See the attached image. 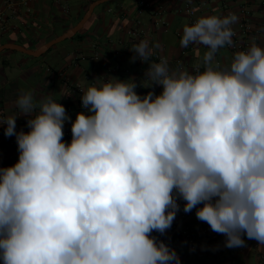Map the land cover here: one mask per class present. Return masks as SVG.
I'll use <instances>...</instances> for the list:
<instances>
[{"label":"clouds","instance_id":"clouds-1","mask_svg":"<svg viewBox=\"0 0 264 264\" xmlns=\"http://www.w3.org/2000/svg\"><path fill=\"white\" fill-rule=\"evenodd\" d=\"M237 21L229 13L183 26L182 47L208 49L203 71L149 63L159 44L133 45L132 59L149 63L140 86L162 92L141 96L134 78L86 80L87 112L71 121L70 143L59 100L21 90L29 131H16L18 115L0 118L19 152L0 167L3 264H180L151 235L171 227L178 199L225 247L244 246V235L264 245V47L253 38L227 65L215 60Z\"/></svg>","mask_w":264,"mask_h":264},{"label":"crops","instance_id":"crops-1","mask_svg":"<svg viewBox=\"0 0 264 264\" xmlns=\"http://www.w3.org/2000/svg\"><path fill=\"white\" fill-rule=\"evenodd\" d=\"M88 1L9 0L16 12L3 10L0 46L17 44L27 50L39 48L47 43L41 42L56 31H61L67 25H70L67 29L71 28L72 21L86 11L90 4L86 5ZM151 1L153 5L149 10H139L137 0H119L96 8L81 30L80 38L60 43L38 58L11 50L0 53V118L18 115L16 131L28 132L27 120L30 117L19 115L20 110L15 103L21 90L32 91L37 102L51 95L59 100L71 118L64 124L71 133V121L75 120L76 114L87 112L81 107V92L76 86L86 87L87 81L92 82L101 77H117L121 80L134 78L137 83L135 90L139 95L144 96L149 91L160 94L161 86H140L149 63L159 61L149 60L148 63L132 59L136 53L130 49L139 42H130L127 31L131 29L140 31L141 40H148L150 47L159 44V48H153L152 54L166 58L171 69L180 67L193 71L200 65V71H203L202 57L207 47L202 44L182 47L180 44L183 26L191 25L190 18L184 12L187 7L195 10V20L202 16L235 13L238 21L246 18L251 27L259 31L264 21V0ZM159 21L165 25H159ZM255 42L264 47V32H259ZM78 55H83L85 59L77 60ZM232 57V53L224 46L216 53L215 60L227 65ZM5 127L0 125V164L18 151L16 137L5 136ZM183 207L179 205L175 221L186 215ZM189 225L196 232V224L191 221ZM224 238V235L209 230L196 237L197 251L194 253L189 251L185 241H177L175 252L180 264H264V245H259L257 240L246 236L244 246L227 248L221 243ZM205 249H209L211 255H204ZM0 264H3L2 259Z\"/></svg>","mask_w":264,"mask_h":264},{"label":"built area","instance_id":"built-area-1","mask_svg":"<svg viewBox=\"0 0 264 264\" xmlns=\"http://www.w3.org/2000/svg\"><path fill=\"white\" fill-rule=\"evenodd\" d=\"M153 5V1L151 0H137V6L139 10H149L151 9ZM4 8L6 10L11 11L12 13L16 12L13 7L11 6V3L9 0H0V19H2L3 10ZM185 14L190 18V24L194 23L196 20L194 18L195 10L193 8L187 7L184 10ZM229 14V13H228ZM227 14V15H228ZM246 14V12H245ZM159 25L164 26L165 23L162 21H159ZM233 31L235 35L232 37V45L225 47L234 55V53L238 51H244L247 50L250 43L253 41V38L256 40L259 32H264V21H262L260 26V31L253 29L251 25L249 24L248 20L241 19L239 20L236 25H232ZM127 36L130 39V42H140L141 41V32L138 30H129L127 31ZM192 44H190L187 47H190ZM76 59H85L83 55H78ZM150 60H160V56L157 54H152L150 57ZM77 90L80 91V87L76 86ZM64 136L63 140L65 143H70L72 139V134L70 131L65 127L63 128ZM11 144V143H9ZM2 149L0 148V152ZM19 158V152H15L12 156H10L4 163L0 164V167H10L13 166L15 163L18 162ZM177 203L179 205H184L185 201L182 199H178ZM197 207H202V205H198ZM196 208H194L191 212L186 213L184 217H182L179 221H173L171 227L165 231V233L158 235V233H155L154 231L151 233L152 236L156 237L157 240L163 241L167 246L175 250V244L179 240H183L186 242L187 247L189 251L196 252L197 251V242L196 237L201 236L204 233H207L209 230L212 232L210 226L206 222H202L196 218ZM193 221L194 224H196L197 230L196 232H193L190 229L189 222ZM225 239H222L221 243L225 242ZM242 239H246V235L242 236ZM203 254L208 256L211 255V251L209 249H205L203 251Z\"/></svg>","mask_w":264,"mask_h":264},{"label":"water","instance_id":"water-1","mask_svg":"<svg viewBox=\"0 0 264 264\" xmlns=\"http://www.w3.org/2000/svg\"><path fill=\"white\" fill-rule=\"evenodd\" d=\"M113 0H94L92 1L88 6L82 17L69 29H67L64 33L57 36L56 38L50 40L49 42L41 45L39 48L35 50H27L23 48L22 46H19L17 44H3L0 46V53H2L5 50H11L20 52L22 54L38 58L45 54L47 51H49L52 47L66 41L72 39L77 33H79L81 30L84 29L87 22L92 17L94 11L96 8H98L101 5L107 4Z\"/></svg>","mask_w":264,"mask_h":264},{"label":"trees","instance_id":"trees-1","mask_svg":"<svg viewBox=\"0 0 264 264\" xmlns=\"http://www.w3.org/2000/svg\"><path fill=\"white\" fill-rule=\"evenodd\" d=\"M92 1H94V0H89V1L87 2L86 5H88V4L91 3ZM117 1H119V0H113V1H111V2H109V3H107V4H104V5L99 6L98 8H103V7H105V6H108L110 3H115V2H117ZM83 13H84V12H82L81 15L77 16V17L72 21L73 25H74V24H75V23H76V22L82 17ZM69 26H70V25L65 26V28L62 29L61 31H56L51 37L45 39V40L42 41L41 43L49 42L50 40H52V39H54L55 37L59 36L60 33L66 31V29H67ZM81 32H82V31H80L79 33H77V34H76L72 39H70V40H76V39L80 38V37L82 36V35H81ZM67 41H68V40H66V41H64V42H67ZM62 43H63V42H62ZM52 48H53V47H52ZM52 48H51V49H52ZM77 60H79V59H77ZM81 107H82V103H81Z\"/></svg>","mask_w":264,"mask_h":264}]
</instances>
